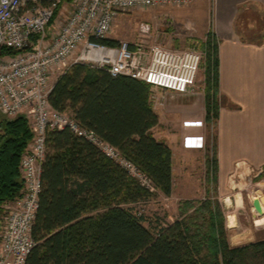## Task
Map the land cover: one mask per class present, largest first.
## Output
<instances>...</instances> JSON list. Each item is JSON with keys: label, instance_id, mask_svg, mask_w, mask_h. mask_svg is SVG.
I'll use <instances>...</instances> for the list:
<instances>
[{"label": "trees", "instance_id": "16d2710c", "mask_svg": "<svg viewBox=\"0 0 264 264\" xmlns=\"http://www.w3.org/2000/svg\"><path fill=\"white\" fill-rule=\"evenodd\" d=\"M257 25L252 36L264 39L261 21ZM97 42L113 46L119 41ZM205 49L204 121L214 126L219 111L218 45L212 30ZM0 51L13 53L7 48ZM150 95L151 86L141 80L75 63L56 78L48 101L115 147L156 189L170 196L172 152L152 134L159 116ZM31 138L25 116L0 122V210L23 189L20 161ZM45 143L31 230L36 245L26 264H264V238L230 245L217 196L181 201L180 215L173 222L145 225L146 218L131 205L148 200L152 193L114 159L69 128L48 131ZM213 151L208 169L217 185L215 144ZM260 175L264 176V167Z\"/></svg>", "mask_w": 264, "mask_h": 264}, {"label": "built area", "instance_id": "2783aa9c", "mask_svg": "<svg viewBox=\"0 0 264 264\" xmlns=\"http://www.w3.org/2000/svg\"><path fill=\"white\" fill-rule=\"evenodd\" d=\"M191 1L0 0V48L13 52L0 56V113L8 119L21 114L31 118L33 133L20 161L23 189L12 203L6 204L0 234V264H26L27 255L36 245L31 230L41 191L46 134L50 130L69 128L114 159L141 186L149 191L155 189L145 174L115 147L80 127L70 112L52 108L48 95L54 82L50 84L49 79L54 69L66 65L58 77L72 64L83 63L102 68L114 77L141 80L164 93L192 94L203 60L198 49L172 50L157 43L145 46L138 41H119L113 46L97 42L110 38L120 12L136 7L181 6ZM62 6L67 13L65 22L49 35L47 27ZM140 31L148 34L150 27L142 24ZM159 100L151 90L152 108L162 105ZM186 124L181 125L185 130L182 128L179 136L180 146L203 147L206 141L203 129L209 125L205 121Z\"/></svg>", "mask_w": 264, "mask_h": 264}, {"label": "rangeland", "instance_id": "374dc122", "mask_svg": "<svg viewBox=\"0 0 264 264\" xmlns=\"http://www.w3.org/2000/svg\"><path fill=\"white\" fill-rule=\"evenodd\" d=\"M61 9L56 16L59 14L62 15L61 22L63 23L65 22L67 13L61 14ZM248 10V17L252 19L249 16L252 15L253 17L260 18L262 28L264 29V15L259 8L248 5ZM54 21L55 19L49 24H54ZM142 24H147L150 27L148 34L141 33L140 27ZM211 30L213 31V0H192L181 6L136 7L120 12L114 20V26L109 37L117 39L118 41L143 42L145 46L157 43L172 50L185 48L198 49L203 53V60L197 76L196 89L192 94L201 91L205 100V43L208 39V33ZM6 55L3 52L0 53V56ZM65 66L54 69L50 74V84L55 81L57 74ZM151 90L162 103V105H156L153 108L159 114L165 110V104L168 102V93L161 92L156 88H152ZM25 118L31 130L32 119L26 116ZM5 119L10 120L0 113V122ZM168 122L166 123L169 126L168 128L162 126L156 132H161L163 137L176 138L178 147L182 148L180 146L179 136L182 128L185 130L181 125H187L186 122L180 125L179 130V126L174 127L172 121ZM207 132L205 144L203 147H200L202 149L194 151L187 150L183 153L175 154L172 171V192L170 196H165L155 188L151 191L152 196L148 200L132 204L131 206L137 214H142L146 218L145 225L151 224L152 226H156L157 224L164 225L165 223H171L178 218L180 215L178 207L181 201H203L207 197L215 200L217 196L226 217L229 243L242 246L248 244L247 240L249 239L255 241L263 239L264 222L262 224H255V219L259 218L260 215L254 210L253 204L251 203L256 199L264 207L263 176L257 174L252 177L251 175L247 181L236 180L237 182H235L234 179V183H231L227 188V192H225L228 195L226 194L224 196L221 194L218 185H215V182L210 177V169H208V158L212 159L214 152V127L207 126ZM31 142L32 138L28 142L27 147ZM231 185L234 187L233 189L230 188ZM215 190H217L216 195L214 194ZM10 203L12 201L7 202V204ZM0 214L2 218V229L6 214V204L2 206ZM231 222L234 224L233 228L228 227L229 224L231 225Z\"/></svg>", "mask_w": 264, "mask_h": 264}, {"label": "crops", "instance_id": "0c3cea01", "mask_svg": "<svg viewBox=\"0 0 264 264\" xmlns=\"http://www.w3.org/2000/svg\"><path fill=\"white\" fill-rule=\"evenodd\" d=\"M248 5L258 7L264 15V0H213L219 100L218 117L213 127L217 185L224 196L228 195L225 192L234 179L235 182L247 181L251 175L261 174L264 167V39L252 36L261 20L252 15H249L252 19L248 17ZM62 13L65 14L64 7ZM61 18L63 16L59 14L55 17V23L49 24V35L59 27ZM167 93L165 110L158 114V124L151 131L157 140L164 141L171 149L173 171L175 154L202 148H179L176 138L163 137L161 132L156 131L162 126L168 128V121H172L174 127L179 126L178 130L182 121H204L205 100L201 91L192 95L172 91ZM203 131L207 137V129ZM230 188L234 187L231 185ZM251 203L260 206V213L254 207L260 215L255 219V224H262L264 207L256 199ZM1 223L0 217V233ZM228 227L233 228V222ZM254 241L249 239L247 243Z\"/></svg>", "mask_w": 264, "mask_h": 264}, {"label": "water", "instance_id": "95a60500", "mask_svg": "<svg viewBox=\"0 0 264 264\" xmlns=\"http://www.w3.org/2000/svg\"><path fill=\"white\" fill-rule=\"evenodd\" d=\"M253 207H255V209H256L257 212H259V213L261 212V208H260V206L257 205L256 203L253 204Z\"/></svg>", "mask_w": 264, "mask_h": 264}]
</instances>
